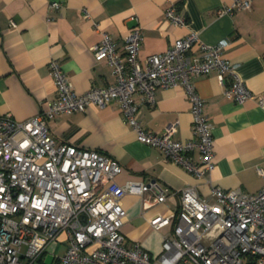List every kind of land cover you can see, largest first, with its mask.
<instances>
[{
	"label": "built area",
	"instance_id": "2783aa9c",
	"mask_svg": "<svg viewBox=\"0 0 264 264\" xmlns=\"http://www.w3.org/2000/svg\"><path fill=\"white\" fill-rule=\"evenodd\" d=\"M50 7L58 8V1ZM252 0H232L220 13L249 11ZM89 16L82 10V18ZM166 16L177 25L184 19L171 5ZM141 28L135 25L124 36L123 52H117L110 36L92 46L96 60L113 66L114 82L75 92L59 62L49 60L56 98L39 113L23 121L0 113V264H264V186L248 193L239 188L211 186V195L201 197L194 186L178 190L158 189L155 182L126 181L115 175L121 166L94 149L57 142L48 121L59 113L84 111L116 100L122 119L137 139L155 146L190 173L210 182L214 167L211 124L203 114V99L192 77L215 70L223 94L241 104L252 95L235 73V64L223 55L228 38L206 43L195 32L176 38L161 53L138 59ZM182 86L191 104L193 137H174L177 122L160 132L146 130L136 118L140 101L155 103L157 88ZM257 102L264 107V97ZM198 150L199 160L192 159ZM264 176V170L257 168ZM156 189L157 202L179 195V205L167 215L149 219L155 229L174 218L170 233L163 236L159 254L152 256L139 242H127L121 230L124 194L142 195ZM64 245L61 255L46 249Z\"/></svg>",
	"mask_w": 264,
	"mask_h": 264
},
{
	"label": "crops",
	"instance_id": "0c3cea01",
	"mask_svg": "<svg viewBox=\"0 0 264 264\" xmlns=\"http://www.w3.org/2000/svg\"><path fill=\"white\" fill-rule=\"evenodd\" d=\"M0 0V113L18 121L35 114L56 98L49 60L60 63L75 92L114 82L113 66L96 60L92 46L107 33L117 52H123L124 36L135 25L141 28L138 59L163 52L176 38L195 32L206 43L228 38L223 55L235 64V73L252 93L241 104L223 94L215 70L194 75L192 80L203 99L202 110L211 124L214 167L210 182L166 159L155 146L137 139L135 130L122 119L116 100L84 111L59 113L48 121L57 142L98 150L121 166L115 181L155 182L158 189L180 191L194 186L201 197L214 200L211 186L223 190L239 188L248 193L264 186V0H252L249 11L220 13L232 0ZM174 5L184 23L177 25L166 16ZM89 16L82 18V10ZM137 101L136 118L146 130L160 132L177 122L174 137L193 136L191 104L180 85L157 88L155 103ZM199 160L198 150L191 154ZM156 189L142 195L124 194L121 230L127 242H139L152 256L160 253L163 236L171 232L174 218L155 229L149 219L178 208L176 194L157 202Z\"/></svg>",
	"mask_w": 264,
	"mask_h": 264
},
{
	"label": "rangeland",
	"instance_id": "374dc122",
	"mask_svg": "<svg viewBox=\"0 0 264 264\" xmlns=\"http://www.w3.org/2000/svg\"><path fill=\"white\" fill-rule=\"evenodd\" d=\"M64 250V245L62 244H58L56 246H53V245H50L47 249H46V252H45V256H44V262H47L49 263L52 259V255L49 254L48 252L52 251L54 252L56 255H61L62 254V251Z\"/></svg>",
	"mask_w": 264,
	"mask_h": 264
}]
</instances>
